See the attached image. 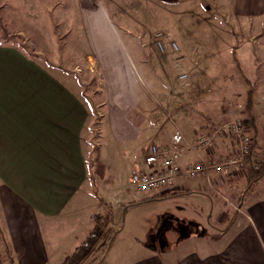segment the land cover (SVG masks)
I'll use <instances>...</instances> for the list:
<instances>
[{
    "label": "rangeland",
    "instance_id": "374dc122",
    "mask_svg": "<svg viewBox=\"0 0 264 264\" xmlns=\"http://www.w3.org/2000/svg\"><path fill=\"white\" fill-rule=\"evenodd\" d=\"M22 1L5 0V5L0 4L7 32H21L31 42V52L47 51L68 68V73H63L66 76H58L69 81L86 102L91 114L92 149L101 146L94 166L96 179L91 181L93 191L101 197V192L108 194L110 190L111 196L127 201L115 209L103 206L98 216H109L110 220L83 264L92 260L101 264L109 259L136 261L139 257L148 260L149 256L156 260L161 251L174 248L179 239L205 234L212 223V193L204 195L195 190L149 201L142 197L148 193L131 190V170L133 165L141 164L151 144H168L177 130L190 141L242 116L253 137L251 118L245 113L248 86L236 66L237 62L240 68L242 64L245 77L253 85L264 76V59H253L257 51L264 52V28H243L224 16L218 9L224 0H184L175 19L168 8L147 0L105 2L108 24L119 35L116 38L121 43L124 65L114 64L113 71L121 74H98L99 63L105 60L96 55L91 41L104 36L101 17L95 11L96 0H85L86 12L83 0H38L37 12H29ZM205 1H212L214 8L205 10ZM33 20L37 30L32 28ZM49 37L54 43H45ZM242 53L251 58L241 59ZM89 55L95 59L88 60ZM111 62L107 60L106 65L110 67ZM184 75L187 78H181ZM260 114L259 142L264 144V108ZM120 120L126 122L132 135L123 136ZM213 147L230 153L223 154V161L235 157L236 148L229 138H220ZM216 161L223 162L220 157ZM241 172L234 180L228 179L229 189L226 184L216 187L222 197L213 193L221 199V209L229 206L233 215L244 204L246 180ZM260 184L254 194L259 192ZM121 191L125 192L119 194ZM174 223H181L176 233L172 231Z\"/></svg>",
    "mask_w": 264,
    "mask_h": 264
},
{
    "label": "crops",
    "instance_id": "0c3cea01",
    "mask_svg": "<svg viewBox=\"0 0 264 264\" xmlns=\"http://www.w3.org/2000/svg\"><path fill=\"white\" fill-rule=\"evenodd\" d=\"M37 1L24 0L26 9L37 12ZM96 1L95 11L101 17L104 36L91 41L96 55L99 53L105 60L104 64L99 63L97 73L121 74L113 71L114 64L122 68L124 65L121 43L116 38L119 35L113 25L108 24L110 18L104 10L105 2L120 0ZM147 1L168 8L173 19L184 3V0ZM4 3L5 0H0V4ZM83 4L86 12L85 0ZM219 4L222 14L244 25L243 28L247 25L259 31L264 28V0H224ZM207 8H214L212 1H205L204 9ZM31 25L37 30L35 20ZM9 35L18 39L0 35V264H60L91 232L95 217L103 211L104 205L115 209L127 201L111 196L110 190L104 191L108 194L101 192V197L93 191L91 181L96 179L94 166L96 155L102 152L101 146L92 149L91 114L86 102L69 81L58 76H66L63 73H68L65 71L68 68L56 62L47 51L21 49L19 43L31 44L21 32L10 31ZM45 43L52 44L54 40L49 37ZM107 50L109 53L105 52ZM259 54L254 53L253 59H264V54L258 57ZM241 55L244 56L241 59L251 58L248 53ZM93 57L89 55L88 60ZM107 60L113 61L112 67L106 65ZM252 99V116L257 125L261 108H264V76L255 80ZM120 122L123 136L132 135L126 122ZM260 147L264 156V144L260 143ZM225 152L213 147L204 155L220 157L223 161ZM191 160L193 157L186 155L182 164ZM224 178L227 181L214 177L211 183L204 177L194 180L179 177L172 187L161 193L142 196L154 201L195 190L204 195L212 193L215 197L211 198L212 223L207 224L205 234L179 239L174 248L161 251L156 260L149 256L148 260L140 257L136 261L109 259L101 264H264V181L259 192L246 199L233 215L224 201L226 209H221V199L213 194V189L219 185L226 184L229 189L228 179L237 177ZM175 223L173 233L177 224H181ZM225 224L227 226L221 229Z\"/></svg>",
    "mask_w": 264,
    "mask_h": 264
},
{
    "label": "built area",
    "instance_id": "2783aa9c",
    "mask_svg": "<svg viewBox=\"0 0 264 264\" xmlns=\"http://www.w3.org/2000/svg\"><path fill=\"white\" fill-rule=\"evenodd\" d=\"M162 36L158 33V37ZM181 78H187V75ZM244 117L235 116L229 123L214 131L201 134L193 140H187L184 134L177 130L168 144H151L143 156L141 164L131 170V187L140 193L158 194L174 185L179 177L194 180L206 178L212 183L213 178L234 176L243 168V159L250 152L253 137L248 132ZM220 138L231 139L235 157L218 162L213 157H205ZM191 155L193 160L182 164V159ZM211 185V184H210ZM217 195L222 197L213 189Z\"/></svg>",
    "mask_w": 264,
    "mask_h": 264
},
{
    "label": "trees",
    "instance_id": "16d2710c",
    "mask_svg": "<svg viewBox=\"0 0 264 264\" xmlns=\"http://www.w3.org/2000/svg\"><path fill=\"white\" fill-rule=\"evenodd\" d=\"M0 35L4 38H14L11 37L9 33L7 32L5 25H4V16H3V10L0 6ZM19 47L21 49H28V44L19 43ZM236 68L239 70L241 76L245 78L246 85L248 86L247 96H246V102H245V113L248 118H251L250 124L252 129V135H253V141L251 144L250 152L244 157L243 159V168H242V177L246 180V190H245V196L244 199L242 198V201H245L249 197H251L254 194V190L256 187L264 181V156H262V151L259 143V132H258V126L254 122V118L252 116V106H253V89L254 85L245 77L244 72L239 67V64L237 62ZM239 174V173H238ZM237 174V175H238ZM237 175H234L235 177ZM233 176V175H232ZM242 195V194H241ZM146 200H149L146 199ZM101 218V216L95 217V226L91 230V232L88 234V236L85 238V240L74 250L72 254L67 256L61 264H83L91 255L92 251L97 245V242L99 241L100 237L103 234V226L107 225L109 222V216H106V218ZM97 260H92L87 264H97Z\"/></svg>",
    "mask_w": 264,
    "mask_h": 264
}]
</instances>
